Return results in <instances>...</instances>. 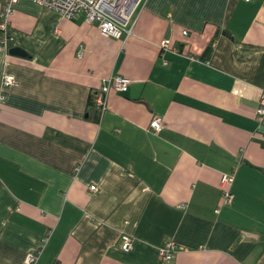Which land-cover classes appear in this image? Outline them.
Listing matches in <instances>:
<instances>
[{
	"label": "crops",
	"instance_id": "crops-1",
	"mask_svg": "<svg viewBox=\"0 0 264 264\" xmlns=\"http://www.w3.org/2000/svg\"><path fill=\"white\" fill-rule=\"evenodd\" d=\"M8 35L0 264H264V0H142L120 38L19 0Z\"/></svg>",
	"mask_w": 264,
	"mask_h": 264
},
{
	"label": "built area",
	"instance_id": "built-area-1",
	"mask_svg": "<svg viewBox=\"0 0 264 264\" xmlns=\"http://www.w3.org/2000/svg\"><path fill=\"white\" fill-rule=\"evenodd\" d=\"M19 0H0V30L4 31L5 38L1 44L8 48L9 40L13 39L8 35L10 28V18L15 11V6ZM54 9L62 15L70 18L77 13L83 12L85 19L89 23H97L100 32L108 37L120 38L125 26L130 22L136 8L142 0H30ZM163 47H168V42H163ZM81 54V52L79 53ZM131 79L124 75H115L109 78L108 82L103 84L95 95V102L99 108L105 110L108 104V94L111 90L127 91ZM17 84L16 76L11 72L3 74L0 84V109L6 98L8 88ZM256 114L261 122L264 123V92L259 99V105L256 108ZM163 126L162 118L155 116L151 121V128L155 131L161 130ZM233 176L230 173H224L221 177V192L223 202H230L232 193L230 185ZM96 186H91L95 190ZM182 207H185L184 204ZM121 248L129 251L134 247L135 238L126 232L121 233ZM178 250V245L173 240L165 241L159 247V257L164 261H169L174 257ZM39 255V251L30 253L27 257L28 263H34Z\"/></svg>",
	"mask_w": 264,
	"mask_h": 264
},
{
	"label": "water",
	"instance_id": "water-1",
	"mask_svg": "<svg viewBox=\"0 0 264 264\" xmlns=\"http://www.w3.org/2000/svg\"><path fill=\"white\" fill-rule=\"evenodd\" d=\"M9 52L13 55H19V56H25L27 55V52L21 48L20 46H13L9 48Z\"/></svg>",
	"mask_w": 264,
	"mask_h": 264
}]
</instances>
